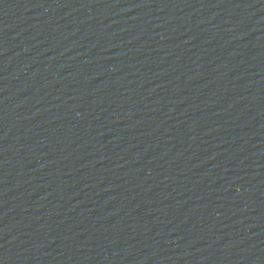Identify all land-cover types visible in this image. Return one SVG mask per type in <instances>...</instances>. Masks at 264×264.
<instances>
[{
	"label": "water",
	"instance_id": "obj_1",
	"mask_svg": "<svg viewBox=\"0 0 264 264\" xmlns=\"http://www.w3.org/2000/svg\"><path fill=\"white\" fill-rule=\"evenodd\" d=\"M92 264H264V94L167 200Z\"/></svg>",
	"mask_w": 264,
	"mask_h": 264
}]
</instances>
